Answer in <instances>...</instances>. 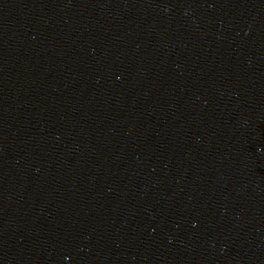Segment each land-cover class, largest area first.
<instances>
[{
	"label": "water",
	"instance_id": "1",
	"mask_svg": "<svg viewBox=\"0 0 264 264\" xmlns=\"http://www.w3.org/2000/svg\"><path fill=\"white\" fill-rule=\"evenodd\" d=\"M0 264H264V0H0Z\"/></svg>",
	"mask_w": 264,
	"mask_h": 264
}]
</instances>
